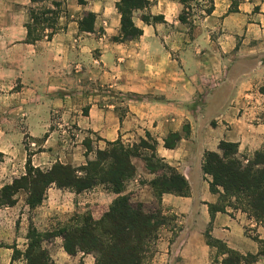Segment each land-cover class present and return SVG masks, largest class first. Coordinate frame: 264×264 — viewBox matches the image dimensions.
I'll list each match as a JSON object with an SVG mask.
<instances>
[{"label": "crops", "instance_id": "0c3cea01", "mask_svg": "<svg viewBox=\"0 0 264 264\" xmlns=\"http://www.w3.org/2000/svg\"><path fill=\"white\" fill-rule=\"evenodd\" d=\"M121 1L0 0V129L14 130L15 149L0 190L26 174L28 148L35 168L77 169L110 143L151 140L156 158L184 177L190 194L162 197L159 208L170 223L144 264H212L217 251L208 235L231 252L258 256L264 222L240 211L213 215L220 195L203 164L223 142L237 144L241 158L264 151V0H148L133 16L142 36L118 43ZM56 3L62 5L56 34L29 43L32 9L51 11ZM89 14L94 23L86 28ZM173 134L180 140L167 149ZM144 157L132 159L136 176L123 196L153 207L151 183L164 173H152ZM23 195L0 209V227L10 229L0 233V264H26L12 262L13 248L20 250L31 225L50 235L43 246L56 264H97L94 254L69 255L60 230L78 219L99 221L116 194L103 186L81 194L52 186L32 211Z\"/></svg>", "mask_w": 264, "mask_h": 264}, {"label": "trees", "instance_id": "16d2710c", "mask_svg": "<svg viewBox=\"0 0 264 264\" xmlns=\"http://www.w3.org/2000/svg\"><path fill=\"white\" fill-rule=\"evenodd\" d=\"M147 4L148 0H122L118 4L122 32L115 39L116 42L133 41L142 36L143 32L134 26L133 16L135 12L145 9ZM54 7L55 10L51 11L32 9V24L28 26L29 43H36L44 38L51 40L56 34L54 24L61 15L62 5L56 3ZM45 15L50 18H45ZM86 19V28H89L94 23V16L89 14ZM150 20L146 18L147 22ZM181 20L185 22V16ZM46 28L50 30L49 33H46ZM261 91L264 95V88ZM179 140L180 137L173 134L165 141V147L174 149ZM155 146L156 143L151 140L143 141L138 146H128L122 141L110 143L105 151H97L95 161L77 169L61 164H56L49 170L35 168L32 165V155H29L26 174L0 190V209L16 206L20 194L24 193L27 206L31 211L35 210L43 204L52 186L71 190L76 194L103 186L118 198L99 221L83 218L62 228L60 234L64 238V250L72 256L79 253L94 254L97 264H144L150 247L158 239L163 227L170 223L159 208L162 197L165 194L183 197L190 194L184 177L156 158ZM143 149L153 152L152 156L144 157L141 153ZM135 157H144L152 173H164L151 183L158 199L156 206L134 205L130 196H123L127 185L136 176L132 163ZM203 171L212 179V192L220 195L218 205L211 207L213 215L228 213L229 210L240 211L258 223L264 222V151L257 152L250 159L241 158L237 144L223 142L220 153L205 154ZM48 238L49 234L40 233L31 225L27 235V250L23 253L14 247L12 262L22 259L26 264H56L43 246ZM208 244L217 251L212 264H258L259 258L264 256L262 243L258 256L246 257L229 251L209 235ZM223 255L227 257L220 262L219 258Z\"/></svg>", "mask_w": 264, "mask_h": 264}, {"label": "rangeland", "instance_id": "374dc122", "mask_svg": "<svg viewBox=\"0 0 264 264\" xmlns=\"http://www.w3.org/2000/svg\"><path fill=\"white\" fill-rule=\"evenodd\" d=\"M13 134H14V130H12V129H0V187L6 181V180H4V177L6 176L5 174H7L9 171V168H11V162L7 158L13 157L11 154H13L14 153L13 150H15L14 148L10 149L11 145H12V141H13V139H12ZM32 152L33 151L28 148V155H32L33 154ZM19 200L24 201L25 196L23 195L22 197H20ZM22 206H23V204L21 205V207ZM21 212L24 213L23 209ZM33 217H38V215L30 213L29 218H33ZM24 219H25V221H24L25 227H27V221H26L27 216H25ZM23 229H24V227H23ZM9 230L10 229H5V228L0 227V233L8 232ZM11 231H13V230H11ZM27 232L23 231V235L20 238V242H19V246L21 247L20 250H24L23 244H24V239H25ZM46 234H48V233H46ZM49 243H50L49 241L46 242L45 248L48 247ZM150 248H151L150 252L148 253L149 255H151L152 252L154 251V243L152 244V247H150ZM17 264H19V263H17Z\"/></svg>", "mask_w": 264, "mask_h": 264}]
</instances>
